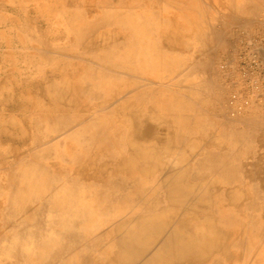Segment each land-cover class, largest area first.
I'll return each instance as SVG.
<instances>
[{
  "label": "bare ground",
  "instance_id": "obj_1",
  "mask_svg": "<svg viewBox=\"0 0 264 264\" xmlns=\"http://www.w3.org/2000/svg\"><path fill=\"white\" fill-rule=\"evenodd\" d=\"M122 1L117 0V5L120 6ZM94 24V21L81 23L71 28L80 31L78 40L83 41L84 34L90 32ZM122 27L127 29L126 25ZM171 28L174 31L175 28ZM140 29L131 26L132 36L128 40L109 43L106 37L103 43L95 42L94 47L98 43L102 50L97 53L98 60L106 65L113 48L114 56L119 59L113 66L119 69L126 63L124 54L130 51L131 56L134 50H139L142 39L144 65H156L151 58L157 57L153 52L158 48L149 43L151 32ZM109 33L105 32L106 35ZM173 36L171 39H176ZM163 37L164 34V46L163 40H169ZM100 38L98 36V40ZM171 44L167 43L166 47L173 49ZM215 46L211 48L215 49ZM89 64L85 76L79 79L82 86H76L74 82L66 89L62 87L65 81L58 78L52 79L49 86L53 89L51 100L57 107L63 102L78 106L80 103L74 91L89 98L91 95L89 103L97 102L83 106L90 114L87 113L86 118L56 115L46 116L45 121L36 120L31 144L27 142L28 132L19 126L22 121L0 119V143L17 144L19 141L17 145L24 150H21L24 152L22 158L18 156L19 148H16L19 152L11 151L14 152L13 163L2 161L0 154V264H264V188L258 190L250 181V174L247 181L234 184L238 168L233 163L235 156L228 148L231 141L246 137L220 140L207 132L186 140L190 137L186 129L196 128L194 122L191 126L182 125L188 118H184L179 109L186 110L188 106L179 102H160L155 96L156 91L150 87L152 79L140 78L137 82L140 85L136 86L134 69L127 77L125 73H114L108 69L110 67L99 65L102 74L97 78L93 60ZM196 64L199 67L200 63ZM179 65L176 61L174 68ZM138 68L136 64V71ZM116 77L131 80L127 84H117ZM103 88L109 89V96L101 92ZM59 111L58 108L56 114ZM44 113L53 115L54 111ZM44 127L53 133L44 135ZM174 128L177 130L171 141L169 132ZM53 141H56V147ZM9 153L7 150L8 156ZM259 221L263 223L259 224Z\"/></svg>",
  "mask_w": 264,
  "mask_h": 264
},
{
  "label": "rangeland",
  "instance_id": "obj_2",
  "mask_svg": "<svg viewBox=\"0 0 264 264\" xmlns=\"http://www.w3.org/2000/svg\"><path fill=\"white\" fill-rule=\"evenodd\" d=\"M85 1L73 0L71 3V0H0V29L2 30L4 28L10 27L14 31L16 28L38 25L37 23L39 22L41 29L47 28L50 29V31L52 30L54 32V41L59 44L58 46L60 52L58 66L59 70L57 74L59 76L56 77L59 80L65 81V83H67L62 85V87H66V89L70 87L72 83L74 84V82V85L82 86V82H80L79 79L85 76L83 74L86 73L91 60H93V66H95L96 69L94 72L98 74L95 75L97 78L101 76L100 74H102V69L100 67L107 66L110 67L108 69L114 70V73H125L127 74V77L131 72H134L132 71L134 69L136 86L140 85L137 83L140 78H148L149 80L152 79L150 80L152 82L150 83L151 86H148L156 91L155 96L160 102L165 104L179 102L181 105L188 106L186 110L179 109L181 110L180 114L183 115L184 118L185 116L188 118L182 122V125L187 126V124L190 125L191 122H194L196 128L194 130L186 129L190 133V137L187 139L185 138L186 140L192 139L191 137H199L201 134H205L207 132H211L209 134L213 133V135L215 137H219L220 140L222 138L227 140L230 137H235L236 139L246 137L243 140H236V142L231 141L230 145L228 146L230 151L229 153L235 156L233 163L235 164L236 169L238 168L236 170L237 181L234 184L238 185L242 180L247 181L249 179L248 175L250 174V181L252 180L253 185L257 187L258 190L264 188V170L262 169L264 168V93L262 92L264 90V76L262 75L264 73V44L262 43L264 42V0H210L211 2L208 0H123L120 3V6L117 5V0H90L89 3L88 0ZM146 2H148L147 5ZM90 3L92 4L90 5ZM4 5L5 8L3 7ZM90 6L93 10L90 8ZM15 8H19L20 10ZM229 16H232L233 18L230 19ZM228 19L235 24L233 23V25H231L232 23L228 22ZM252 19H254V22L251 21ZM93 21L96 24L91 26V30L89 29L90 32H86L84 34L85 40H78V37L81 35L80 31L73 30L71 27L73 25L76 27L81 23H91ZM225 21L228 24H226ZM142 23L144 26H141ZM241 23H243L242 26L239 25ZM122 25H126L127 29L123 28ZM131 26H133L134 29L139 27L141 28L140 30L147 29L151 32L150 35H148L149 43L154 45L156 49L158 48L153 52L157 53V57H155V59L151 58L152 61L154 60L156 65L154 64V66L151 67L144 65L146 61L144 60V54L141 51L142 43H144L142 39L139 40V50H134L131 56L130 51H128V54H124L123 59H125L124 61L126 63L122 64L125 66L121 65V68L119 69L114 68L113 65H117V61H119V59L118 57L114 56L115 49L113 48L110 49L112 55L109 57L107 64H102L97 57V53L99 54L102 52V50L99 48L100 45L97 43V46L94 47L93 44L100 41L103 43L105 41L104 38L106 37L109 43L114 41L117 42V40L123 39L128 40L130 36H132L130 33ZM171 27L175 28L174 31L170 30ZM210 30H212V33H210ZM105 32H111L109 33L111 35H106ZM116 32L117 34L115 35ZM102 33L106 36L101 37V35H103ZM170 33L174 34L175 36L171 35ZM219 33H223V35L221 34V36ZM135 34L137 35V31ZM163 34L164 37H167L169 40L165 41L163 37L164 46L162 44ZM113 35L115 36L113 37ZM181 35L184 37H181ZM212 35H214V38ZM5 36L6 34L4 37ZM98 36L99 38L101 37L100 40H98ZM111 36L113 38H111ZM172 36L176 39L178 37V39H171ZM219 36L224 41H222ZM179 37L181 38L179 39ZM110 38L112 39L111 41ZM219 39L221 42L217 43ZM90 40H94L92 44L90 43ZM84 41H87L88 44H86ZM82 42H84L85 45ZM167 43H172V46H170L174 48L168 49L166 47ZM175 43L179 44H177L175 47ZM215 44L218 46H215ZM81 45L82 47L84 46V49L82 47L80 48ZM207 45L210 47L208 48ZM211 46H215L216 48L214 47L215 49H212ZM88 47L89 49H87ZM90 52H94L95 54L92 56L89 54ZM64 54L68 56H62ZM163 55L168 57V60ZM211 56L213 61L211 60L210 62ZM169 57L172 59L170 60ZM261 57H263V59H261ZM176 61L180 62V65L177 68H174ZM20 62L21 63L18 65L21 66L19 69H22V71L19 72L20 74L18 73L16 75H11L13 77H17L18 79L13 78V80L11 79L10 82L12 87L20 86L21 88H24L31 82L25 80L26 76L24 66L26 65V61L24 60ZM259 62L261 63L259 64ZM196 63H200L199 67ZM136 64H138L139 67L137 71ZM99 65L100 67L98 68ZM52 67L53 66H49L48 68L50 69ZM54 68L55 67H53V69ZM209 68L211 69L209 70ZM147 69L149 71H147ZM139 70L140 72H138ZM36 77L40 78V75H37ZM42 77L44 76L42 75ZM122 78V80L118 78L117 84H127L131 80V78ZM209 80H211L213 83H209ZM97 82L99 81L96 80V83ZM49 90L38 92L40 96L35 98L28 97L25 92H23L22 95L17 98L20 106L16 109L18 110V113L14 116L15 119H12L16 121L18 118L17 121H22L19 123V126L20 128L24 127V130L28 132L27 142L29 144H31L30 142L33 138V134L36 132L32 127L33 122L36 120L45 121L46 116L56 115L68 116L72 118H79L83 116V118H86L88 111L87 109H83V106L85 108L86 104L91 105L92 103L97 102L96 100H93L92 103H89L92 98L91 95H89V98L87 95H83L77 91L76 93L74 91V95L77 97L76 99L80 104L78 106H73L63 102L59 103L56 110L55 102L51 100L50 96L53 93V89L51 88ZM107 91H109L108 88L101 89L103 94L109 96L110 92ZM70 93L73 95L72 92ZM4 101V99L0 100L2 103H4ZM221 101L222 103H220ZM35 104H38V106ZM32 106L36 108H33ZM39 106L42 107V113H36V110L40 109ZM1 108H3V105L0 103V109ZM58 108L60 111L56 114L55 111H58ZM10 109L15 110L12 107ZM2 110H0V112H2ZM250 110H252V112ZM46 111H54V113L53 115L52 113H44ZM247 112L249 113L247 114ZM221 114H223V116ZM88 115L90 114L88 113ZM252 125L256 126L258 129L256 127L253 128ZM162 129L164 130L165 128ZM209 129H211V131ZM44 130V135L53 133L47 130L45 127ZM163 130H160L159 132H163ZM175 130L177 129L174 128L170 130L171 132H169L171 135V141L174 140V136H172V134H175ZM180 131H184V129H180ZM166 132L167 130L165 133ZM251 132L253 133L251 134ZM0 136L2 137V134H0ZM259 139L260 141H258ZM6 140L10 141V139ZM16 143L19 144L20 142L16 141ZM17 144L6 142L0 143V154L2 153L3 155L2 161L13 163L11 161V156L14 152L11 151H14L16 148L20 149H16V152L20 151L18 156L20 158L23 157V147ZM53 145L54 147L57 146L56 141H53ZM28 147L29 145L27 148ZM216 147H214L215 150H221L220 148ZM7 150L10 152L9 156L7 155ZM260 156L263 157V160ZM225 159L226 158H224L223 161ZM244 162L246 163L243 164ZM259 163L261 164L259 165ZM251 165H253V167ZM262 223L263 221H259V224Z\"/></svg>",
  "mask_w": 264,
  "mask_h": 264
},
{
  "label": "crops",
  "instance_id": "obj_3",
  "mask_svg": "<svg viewBox=\"0 0 264 264\" xmlns=\"http://www.w3.org/2000/svg\"><path fill=\"white\" fill-rule=\"evenodd\" d=\"M3 7L5 8V5ZM37 24L38 25L35 26L33 25L16 28L14 31L10 27L4 28L2 30L0 29V87H2L0 88V93L2 94H0V100L4 99V103L6 102L5 104L0 102L3 105V108L0 109H3L2 112H0L1 120H5L6 117L8 119L14 118L13 115H16L18 113V110L16 109L19 108L20 104L17 98L22 95L23 92H25L28 97H38L40 96L38 91L41 92L42 90L45 91L51 89L52 87L49 88L50 82L52 81V79H57L56 75L58 74L59 70L58 66L60 57L58 46L59 44L54 41V32L52 30L50 31V29L47 28L41 29L39 22ZM5 34L6 36L4 37ZM46 41L48 43H46ZM42 50L45 51V53L42 54ZM62 56L68 55L64 54ZM24 60L26 61V65L24 66L26 76L25 80L30 81L31 83L24 88H21L20 86L12 87L11 85H9V83L11 84L10 80H13V78H18L11 75H16L20 71H22V69H19V67L21 66L18 64L21 63L20 61ZM49 66H53L55 68L53 69L52 67L49 69ZM51 71L54 73H52ZM37 75H40V78H37ZM42 75L44 77H42ZM6 79L9 80V82H6ZM1 82L4 84H2ZM38 84L40 86L42 84L41 89ZM8 85L10 86L11 90L8 89ZM45 86L47 87V89ZM35 105L38 106V104ZM11 107L15 110L10 109ZM39 108V110H36V113H42V107L39 106Z\"/></svg>",
  "mask_w": 264,
  "mask_h": 264
}]
</instances>
